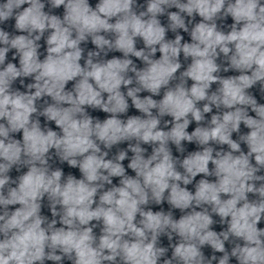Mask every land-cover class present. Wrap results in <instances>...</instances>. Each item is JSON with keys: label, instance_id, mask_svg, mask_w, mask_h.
<instances>
[{"label": "clouds", "instance_id": "obj_1", "mask_svg": "<svg viewBox=\"0 0 264 264\" xmlns=\"http://www.w3.org/2000/svg\"><path fill=\"white\" fill-rule=\"evenodd\" d=\"M9 21L0 264H264V0H0Z\"/></svg>", "mask_w": 264, "mask_h": 264}]
</instances>
